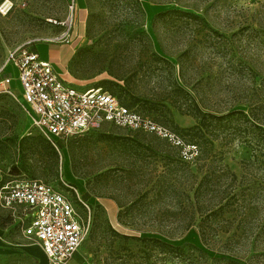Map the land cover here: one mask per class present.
Masks as SVG:
<instances>
[{
	"label": "rangeland",
	"instance_id": "374dc122",
	"mask_svg": "<svg viewBox=\"0 0 264 264\" xmlns=\"http://www.w3.org/2000/svg\"><path fill=\"white\" fill-rule=\"evenodd\" d=\"M8 1L10 9L0 13L1 55L25 45L52 58L50 50L57 48L51 61L74 87H101L125 103H137L183 146L111 126L53 146L29 129L20 105L9 100L0 102V110L8 112L0 124V182L58 185L62 179L76 186L90 208V233L68 264H205V254L216 257L201 241L197 215L196 224L184 230L192 216V191L205 175L202 146L193 150L186 131L196 123L193 104L211 114L264 106V0H139V15L126 0H90L83 22L79 1L72 15L67 0ZM166 10L199 20L176 14L153 20ZM66 33L67 41L56 40ZM50 146L55 157L43 150ZM208 147L219 158L214 164L238 178L263 174L249 163L251 149L232 129ZM189 152L192 160L185 159ZM260 212L263 218L264 208ZM3 216L0 211V220ZM1 236L0 264H46L38 244L24 240L14 222ZM143 238L161 239L181 251L160 254ZM254 238L247 250L252 243L264 244V236Z\"/></svg>",
	"mask_w": 264,
	"mask_h": 264
},
{
	"label": "built area",
	"instance_id": "2783aa9c",
	"mask_svg": "<svg viewBox=\"0 0 264 264\" xmlns=\"http://www.w3.org/2000/svg\"><path fill=\"white\" fill-rule=\"evenodd\" d=\"M67 4L72 15L76 0H67ZM9 9L8 0L0 3V13L5 15ZM68 37L66 33L56 40L67 41ZM0 95L18 103L29 129L53 146L60 139L94 133L106 126L131 134H151L171 146H183L174 132L152 116L125 106L109 92L74 87L49 61L25 45L0 54ZM191 154L184 153L185 159L192 160ZM0 210L10 215L23 239L38 244L46 264H68L90 230L88 204L74 184L62 179L58 185L40 180L5 182L0 187Z\"/></svg>",
	"mask_w": 264,
	"mask_h": 264
},
{
	"label": "trees",
	"instance_id": "16d2710c",
	"mask_svg": "<svg viewBox=\"0 0 264 264\" xmlns=\"http://www.w3.org/2000/svg\"><path fill=\"white\" fill-rule=\"evenodd\" d=\"M126 1L136 9L138 15L143 14L139 0ZM85 3L86 6L90 5V0H85ZM174 14L199 20L198 16L180 10L159 12L153 20L156 21ZM155 57L157 60L169 64L164 58ZM176 87L178 91L189 96L177 84ZM109 93L115 96L112 92ZM115 97L125 106L136 108L143 114L152 116L158 124L162 125L149 110L137 105V103H125L119 97ZM9 100L11 101L7 96L0 95V102H9ZM190 111L196 123L187 129L186 134L192 143V147L202 146L199 160H202L205 166V175L202 176L192 191L190 201L192 216L184 230L196 224L194 215H197L199 222L196 225L201 241L205 244V249L216 256L208 258L205 254V264L207 261H210L211 264H264V244L252 243V248H248V250L246 248L251 237L255 236L254 241H256L264 236V217H261L260 212V209L264 208V106L255 105L249 108L247 112L236 110L228 113L211 114L202 112L196 104H193ZM7 116V110H0V124L5 125ZM233 122L235 124H232ZM227 129H232L235 135L248 144L252 158L249 163L257 164L258 170L263 171L262 175L250 178L248 174H243L238 178L229 172L225 166L214 164L219 158L217 159L216 155L210 154L211 148L208 146L212 147L219 134ZM43 150L50 157L56 156V152L51 146L44 147ZM172 157L179 160V157ZM176 163L181 166L185 165L181 162ZM3 184L0 182V187ZM11 223H13L12 218L4 212V216L0 220V228L3 229ZM16 228L18 230L17 226ZM141 242L146 245L157 246L159 253L163 255L181 251V248L157 238H143ZM216 246L214 253L212 250Z\"/></svg>",
	"mask_w": 264,
	"mask_h": 264
},
{
	"label": "crops",
	"instance_id": "0c3cea01",
	"mask_svg": "<svg viewBox=\"0 0 264 264\" xmlns=\"http://www.w3.org/2000/svg\"><path fill=\"white\" fill-rule=\"evenodd\" d=\"M79 1V3H80V6H79V8H77V2ZM76 8H77V11L79 12V11H82L83 13H84V15H83V18L80 20V21H85V18H86V14H87V12H86V5H85V0H76ZM77 12V13H78ZM49 45V44H48ZM53 48H54V46H53ZM36 50V49H35ZM50 52L52 53V58H54V57H57L58 55H59V50H57V48H54L53 50H50ZM38 53V52H37ZM49 54L50 53H47L46 55H45V58H43V57H41L40 55V57L42 58V59H44V60H46V61H49L52 65H53V67L55 68V70L57 71V69H56V66L54 65V62H52L51 61V59L52 58H50V56H49ZM58 72V71H57ZM59 73V72H58ZM60 74V73H59ZM61 75V74H60ZM62 76V75H61ZM63 77V76H62ZM63 79H65L64 77H63ZM66 80V79H65ZM67 81V80H66ZM67 82H69V81H67ZM69 83H71V82H69ZM87 89V88H86ZM20 233V232H19ZM22 237V236H21ZM25 240V239H24ZM2 243V236H1V229H0V244ZM39 247V246H38Z\"/></svg>",
	"mask_w": 264,
	"mask_h": 264
}]
</instances>
